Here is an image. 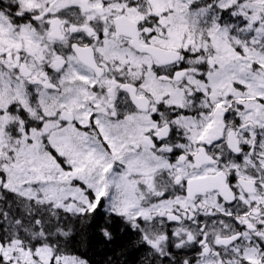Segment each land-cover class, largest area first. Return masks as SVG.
I'll list each match as a JSON object with an SVG mask.
<instances>
[{"label": "snow or ice", "instance_id": "obj_1", "mask_svg": "<svg viewBox=\"0 0 264 264\" xmlns=\"http://www.w3.org/2000/svg\"><path fill=\"white\" fill-rule=\"evenodd\" d=\"M264 264V0H0V264Z\"/></svg>", "mask_w": 264, "mask_h": 264}, {"label": "trees", "instance_id": "obj_2", "mask_svg": "<svg viewBox=\"0 0 264 264\" xmlns=\"http://www.w3.org/2000/svg\"><path fill=\"white\" fill-rule=\"evenodd\" d=\"M106 218L97 216L93 225L87 229L88 245L86 248L81 249L85 257L90 260L91 264H103L106 258H109L115 251L119 256L120 247L128 243L132 238L133 233L126 231L125 226L120 222L109 224L108 226L113 231L115 240L112 244H107L100 234L99 228L104 226ZM137 253L129 249L128 260L129 264L137 258Z\"/></svg>", "mask_w": 264, "mask_h": 264}]
</instances>
